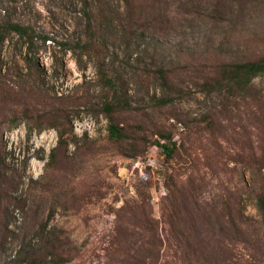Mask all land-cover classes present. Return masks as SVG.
I'll return each mask as SVG.
<instances>
[{"label": "rangeland", "instance_id": "1", "mask_svg": "<svg viewBox=\"0 0 264 264\" xmlns=\"http://www.w3.org/2000/svg\"><path fill=\"white\" fill-rule=\"evenodd\" d=\"M249 2L238 21L216 20L215 7L205 2L199 15L180 16L170 28L159 22L129 29L122 0H0V55L11 82L25 74L29 52L39 76L26 81L66 109L71 129L64 143L55 128L28 131L32 121L1 134L12 185L1 191L0 264L13 258L22 233L45 252L40 232L53 230L67 237L63 264L220 263L218 255L230 247L223 238L230 236L227 222L239 210L257 219L255 173L243 162L251 154L241 130L247 110L228 115L221 95L198 92V74L184 67L212 63L214 53L227 62L263 54L264 0ZM88 20L103 48L99 60H78L71 51L85 39ZM100 66L112 68L129 96L130 110L118 118L127 136L119 143L106 137L97 94ZM159 66L175 68L184 82L183 98L174 96L164 108L158 100L168 90L156 76ZM253 94L264 100V76L253 80ZM84 95L87 104L75 100ZM209 112L220 123L213 135L201 131ZM250 132L255 142L257 130ZM158 133L182 143L181 156L167 162L151 144L160 141Z\"/></svg>", "mask_w": 264, "mask_h": 264}, {"label": "trees", "instance_id": "2", "mask_svg": "<svg viewBox=\"0 0 264 264\" xmlns=\"http://www.w3.org/2000/svg\"><path fill=\"white\" fill-rule=\"evenodd\" d=\"M125 5V26L133 27H155L157 23L170 28L173 23H180V16L183 21L194 12L199 11L205 2L212 3L215 10L216 20L229 18L238 21L242 18L244 9L249 8L251 0H165L160 5V0H122ZM240 20V19H239ZM9 30L20 36L28 35L26 29L19 26H9ZM86 37L72 45L71 51L78 60L82 57L95 56L97 60L102 58L103 48L96 39V31L90 20L85 26ZM4 37L0 38V43ZM24 61L25 74L13 75L17 84L11 82L12 71L4 67L0 55V201L2 185L11 187L12 179L5 173V151L1 143L2 133L6 130L16 128L23 121H32L28 125V131L40 132L44 127L55 128L58 133L59 143H64L65 136L71 133L66 130L67 112L66 109L56 108L55 100L48 93L39 88L31 86L26 81L30 75L39 76L38 65L28 57ZM218 54H212V63L204 66L189 64L184 67L185 71L198 74L194 77L196 89L200 93H218L223 99L224 112L228 115L239 112L240 107L247 110L246 128L242 125V132H245L249 139L250 155L244 157L246 166L255 174L253 185L255 209L257 219L244 216L242 210L237 212L238 218L231 219L227 224L230 226V236L223 237L227 240L229 248L220 255L219 264H264V100L261 102L256 94H253V80L258 76H264V53L259 57L243 62H227L218 58ZM103 61L101 60V63ZM157 78L167 87L166 95L158 100L160 108L166 107L173 100L174 96H182L184 82L176 77V70L171 66H159L156 70ZM96 78L99 86L97 94L100 103V112L107 120L106 137L112 143H119L126 139V126L118 122L119 116L130 110L128 92L123 90L118 83L116 73L111 67H99L96 71ZM60 99V97H59ZM57 99V100H59ZM80 104H87V97H75ZM243 105H242V104ZM81 106V105H80ZM214 112H209L208 119L201 128V131L213 135L218 132L220 123L214 121ZM250 127L257 130L256 141H250ZM161 144L154 140L151 144L161 149L167 162L181 156L183 145L172 142L171 135L158 133ZM145 143L151 141L144 140ZM17 205H19L17 203ZM6 209V208H5ZM6 224V223H5ZM7 225V224H6ZM246 228V231L243 229ZM250 230V231H249ZM247 231L251 234H247ZM40 238L44 241L42 247L45 252H39L37 242L27 239V236L20 235L17 248L13 258L7 264H63L67 256L65 240L67 237L60 236L55 230L51 232H40ZM12 237H17L13 232ZM6 237V236H5ZM4 240V239H3ZM3 242H0L2 247ZM242 245L241 249L238 246ZM249 252L246 257V253ZM257 255L260 257L258 258ZM208 262V260H206ZM199 263V259H196ZM201 264V263H200ZM207 264V263H206Z\"/></svg>", "mask_w": 264, "mask_h": 264}]
</instances>
